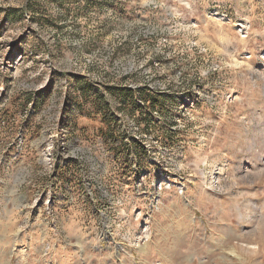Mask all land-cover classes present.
<instances>
[{
  "label": "rangeland",
  "instance_id": "1",
  "mask_svg": "<svg viewBox=\"0 0 264 264\" xmlns=\"http://www.w3.org/2000/svg\"><path fill=\"white\" fill-rule=\"evenodd\" d=\"M0 264H264V0H0Z\"/></svg>",
  "mask_w": 264,
  "mask_h": 264
},
{
  "label": "trees",
  "instance_id": "2",
  "mask_svg": "<svg viewBox=\"0 0 264 264\" xmlns=\"http://www.w3.org/2000/svg\"><path fill=\"white\" fill-rule=\"evenodd\" d=\"M105 90L109 91V94H113L111 89L105 88ZM66 98L63 117H73L75 109L78 108L81 117L89 118L92 116V120L98 123L97 132L104 140L107 141L110 138H114L117 122L114 116L110 114L112 101L102 91L97 92L91 81L86 77L77 79L73 89L66 94ZM77 99H80V101H76ZM144 100L149 104V107H154L158 102L156 97L149 95H146ZM71 102H75V107H72ZM72 126L73 128L77 126L74 120L72 121Z\"/></svg>",
  "mask_w": 264,
  "mask_h": 264
}]
</instances>
